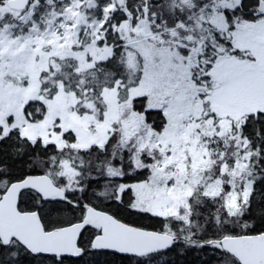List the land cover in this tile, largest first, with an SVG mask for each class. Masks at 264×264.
<instances>
[{"label":"snow or ice","instance_id":"6c2138e0","mask_svg":"<svg viewBox=\"0 0 264 264\" xmlns=\"http://www.w3.org/2000/svg\"><path fill=\"white\" fill-rule=\"evenodd\" d=\"M0 264H264V0H0Z\"/></svg>","mask_w":264,"mask_h":264}]
</instances>
